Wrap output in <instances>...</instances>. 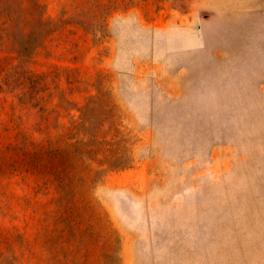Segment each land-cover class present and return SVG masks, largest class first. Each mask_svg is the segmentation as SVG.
Here are the masks:
<instances>
[{
	"label": "rangeland",
	"instance_id": "obj_1",
	"mask_svg": "<svg viewBox=\"0 0 264 264\" xmlns=\"http://www.w3.org/2000/svg\"><path fill=\"white\" fill-rule=\"evenodd\" d=\"M0 264H264V0H0Z\"/></svg>",
	"mask_w": 264,
	"mask_h": 264
}]
</instances>
